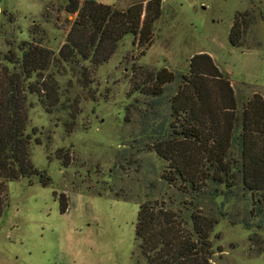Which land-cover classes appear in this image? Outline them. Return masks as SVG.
Wrapping results in <instances>:
<instances>
[{
  "label": "rangeland",
  "instance_id": "1",
  "mask_svg": "<svg viewBox=\"0 0 264 264\" xmlns=\"http://www.w3.org/2000/svg\"><path fill=\"white\" fill-rule=\"evenodd\" d=\"M95 1L125 9L147 0ZM161 1L149 44L126 34L107 61L84 62L87 71L52 65L45 73L46 82L54 81L55 105L47 93L43 100L28 93L30 157L51 183L43 185L39 175L4 182L0 264L145 263L134 226L162 162L140 134L146 97L132 91L134 70L186 72L190 57L206 52L229 78L239 112L254 92L264 99V0ZM65 2L0 0V57L12 40L40 38L57 52L74 18L62 9ZM231 31L239 32L236 45ZM65 150L67 166L57 156ZM164 189L159 184L156 196ZM241 195L205 200L219 220L210 235L211 264H264V227H245L248 204Z\"/></svg>",
  "mask_w": 264,
  "mask_h": 264
},
{
  "label": "trees",
  "instance_id": "2",
  "mask_svg": "<svg viewBox=\"0 0 264 264\" xmlns=\"http://www.w3.org/2000/svg\"><path fill=\"white\" fill-rule=\"evenodd\" d=\"M62 9L74 18L57 52L40 38L17 45L12 40L0 57V200L7 180L39 175L43 185L51 183L46 169L30 157L26 132L28 93L40 100L47 93L51 105L58 102L45 71L57 62L82 72L84 62L96 67L126 34L139 45L149 44L162 1L119 9L95 0H66ZM238 39L239 32L231 31L232 44ZM132 80V91L146 97L140 134L162 162L160 179L147 186L138 203L134 235L144 264H211L210 235L219 220L205 210L206 199L227 200L240 190L248 204L243 224L264 227V99L254 92L239 112L229 78L206 52L193 54L186 72L143 68L134 70ZM67 154H57L63 166ZM159 184L165 189L156 196ZM61 200L64 212L63 194Z\"/></svg>",
  "mask_w": 264,
  "mask_h": 264
}]
</instances>
